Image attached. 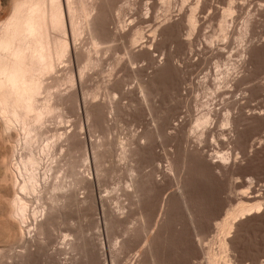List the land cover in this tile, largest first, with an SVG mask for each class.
Masks as SVG:
<instances>
[{"label": "rangeland", "instance_id": "obj_1", "mask_svg": "<svg viewBox=\"0 0 264 264\" xmlns=\"http://www.w3.org/2000/svg\"><path fill=\"white\" fill-rule=\"evenodd\" d=\"M162 1L75 0L80 34L70 30L65 6L69 50L45 79L51 93L38 98L40 108L51 94L55 101L38 126L43 142L30 151L28 135L14 128L27 135L15 143L16 181L27 180L19 161L34 150L43 199H30L22 241L0 242V264H208L213 254L222 264H264V0H202L192 34L188 4ZM9 4L0 0L3 22ZM226 4L234 11L225 40L219 20ZM135 27L142 40L133 45ZM204 111L209 123L195 132ZM81 157L83 182L76 184L65 164ZM56 182L64 185L58 195L50 191ZM240 204L252 212L232 216ZM47 218L53 222L43 234ZM226 219L234 224L222 232Z\"/></svg>", "mask_w": 264, "mask_h": 264}, {"label": "bare ground", "instance_id": "obj_2", "mask_svg": "<svg viewBox=\"0 0 264 264\" xmlns=\"http://www.w3.org/2000/svg\"><path fill=\"white\" fill-rule=\"evenodd\" d=\"M10 1V13L7 16L6 20L3 22L2 20L5 18V16H2L3 14H0V242L4 240H9V238L13 239L12 241H17L21 240L23 238V232L25 230L24 228V215L25 212L27 213V209L29 208V203L33 200L32 199L34 196H36L38 199L42 198L39 197L40 192L42 193L44 187L41 184V181L39 180V176L37 174V169L41 165V158L38 157L39 155H35L32 153L34 150L31 151V148L33 149V144L36 142L40 143L41 140H37L38 138L40 139V126L46 117H48L50 112H53V107L55 106V101H53L52 94L51 96L47 93V97H52V103L50 98L43 99L46 101V106L43 111H40V100L39 94H45V91L48 92V89H51V85L49 88L45 86V79L49 78L48 81H50V78L52 77L51 75L53 74V71L55 70V67L57 62L61 59H63L68 50H69V43L68 39L64 37V33L66 32V20L65 19V14H66V9L65 6H67V11L69 14L70 23H71V29L73 34H77L78 28H77V21H76V14H77V9L75 10V0H65L66 3L64 4V0H9ZM167 5L169 4L170 0H163ZM162 1V2H163ZM180 1V0H179ZM193 1V0H192ZM191 0H182V6L181 8H184L185 5L188 4L190 11L188 12L187 15H185V22L187 23L190 34L194 33L196 27H197V16L196 15L197 11L200 9L202 6V0H195V3H191ZM82 2V1H81ZM174 2V1H173ZM234 2V1H233ZM244 2V0H243ZM78 3V2H76ZM164 3V4H165ZM171 3V2H170ZM223 3V2H222ZM231 3V2H228ZM163 4V5H164ZM193 4V5H192ZM244 4V3H243ZM166 5V6H167ZM224 5V4H223ZM227 5V4H226ZM239 5V4H238ZM78 6V5H77ZM83 6V5H82ZM87 6V5H86ZM165 6V5H164ZM169 6V5H168ZM224 7V6H223ZM244 7V6H243ZM2 8V7H1ZM85 8V7H82ZM92 8V7H91ZM222 8V7H221ZM237 7H235L236 9ZM81 9V8H80ZM90 9V8H88ZM95 9V8H94ZM93 9V10H94ZM166 9V8H165ZM169 9V8H167ZM212 9V8H211ZM92 10V11H93ZM98 10V9H97ZM187 10V9H186ZM219 10V9H218ZM82 11V10H81ZM85 11V10H83ZM90 11V10H89ZM149 11V10H148ZM165 11V10H164ZM233 8L229 4L226 7L222 9L221 17L219 20V31L223 38H227L229 34V26L230 22L228 25V18L233 13ZM80 12V11H79ZM168 12V11H167ZM237 12V11H236ZM186 13V12H185ZM235 13V12H234ZM82 14V13H81ZM84 14V13H83ZM89 14V13H88ZM165 14V13H164ZM5 15V14H4ZM90 15V14H89ZM87 15V17L89 16ZM152 15V14H151ZM155 15V14H154ZM83 16V15H82ZM92 16V15H91ZM97 16V15H96ZM95 16V17H96ZM101 16V15H100ZM167 16V15H166ZM78 17V16H77ZM84 17V16H83ZM155 17V16H154ZM164 17V16H163ZM219 17V16H218ZM81 19V18H80ZM94 19V18H93ZM154 19V18H153ZM78 20V19H77ZM97 20V19H96ZM151 20V19H150ZM248 20V19H247ZM80 21V20H79ZM120 21V20H119ZM85 22V21H83ZM94 22V21H92ZM89 22V25H93L92 28H94V23ZM147 22V21H144ZM149 22V21H148ZM153 22V21H152ZM185 22L184 25H185ZM245 22V21H244ZM69 23V24H70ZM82 23V22H81ZM125 23V22H124ZM134 23V22H133ZM138 23V22H137ZM143 23V22H142ZM236 23V22H235ZM79 24V23H78ZM248 24V23H247ZM250 24V23H249ZM88 25V24H87ZM126 25V24H125ZM186 25V26H187ZM178 26V25H177ZM89 28V26H87ZM121 27V26H120ZM138 27V26H137ZM142 27V26H141ZM149 27V26H148ZM152 27V25H151ZM154 27V26H153ZM91 28V26H90ZM91 28V30H92ZM133 28V27H132ZM136 28V27H135ZM140 28V26H139ZM139 28L132 32L130 42L131 44H136L139 42V40L142 38L141 34V29ZM241 28V27H240ZM119 29V28H118ZM150 29V28H149ZM156 29V28H155ZM96 30V29H95ZM132 31V29H131ZM143 31V30H142ZM154 33V30H152ZM156 31V30H155ZM247 31V30H246ZM150 32V31H148ZM123 33V32H122ZM145 33V32H144ZM143 33V35H145ZM151 33V32H150ZM189 33V32H188ZM80 34V33H79ZM131 34V33H130ZM246 34V33H245ZM244 34V35H245ZM66 35V34H65ZM76 36V35H75ZM152 36V35H151ZM221 36V37H222ZM249 36V35H248ZM145 37V36H144ZM146 38V37H145ZM153 38V37H152ZM239 38V37H238ZM142 40V39H141ZM144 40V39H143ZM226 40V39H225ZM143 42V41H142ZM130 44V43H129ZM130 44V47H131ZM132 45V47H134ZM139 45V44H138ZM138 47V46H137ZM132 49V48H131ZM78 53V52H77ZM78 55V54H77ZM70 58V57H68ZM262 58V57H261ZM83 59V58H82ZM80 59V60H82ZM89 59V58H88ZM69 60V59H68ZM101 60V59H100ZM118 60V59H117ZM121 60V59H120ZM228 60H230L228 58ZM123 61V60H122ZM65 62V61H62ZM69 62V61H68ZM98 62V61H97ZM132 62V60H131ZM227 64V63H226ZM85 66V65H84ZM96 66V65H95ZM66 67V66H65ZM115 67V66H114ZM217 67V66H216ZM236 68V67H235ZM57 69V68H56ZM115 69V68H114ZM83 70V69H82ZM223 70V69H222ZM228 70V69H227ZM226 70V71H227ZM56 72V71H55ZM220 72V71H219ZM113 73V72H112ZM226 74V73H225ZM228 74V73H227ZM229 74H231L229 72ZM83 75V74H82ZM221 75V74H220ZM49 76V77H48ZM207 77V76H206ZM231 77V76H230ZM46 79V80H47ZM53 79V77L51 78ZM56 79V78H55ZM223 79V78H222ZM225 79V78H224ZM217 80V79H216ZM228 80V79H227ZM236 80V79H235ZM55 81V80H52ZM222 82V81H221ZM225 82V81H224ZM48 83V82H47ZM56 83V82H55ZM226 83V82H225ZM54 85V84H52ZM226 86V84H225ZM215 87V86H214ZM224 87V86H223ZM45 90L43 91V89ZM227 88V87H226ZM49 89V93L50 92ZM208 89V88H207ZM211 89V88H210ZM42 90V93H40ZM209 90V89H208ZM213 90V89H212ZM221 90V88H220ZM217 91V90H216ZM219 91V90H218ZM256 91V90H255ZM210 91H208L209 93ZM214 92V91H213ZM212 93V92H211ZM221 93V92H220ZM62 94V92H61ZM217 94V93H216ZM41 95V96H42ZM60 95V94H59ZM70 95V94H69ZM204 96V95H203ZM209 96V95H208ZM213 96V95H212ZM211 96V97H212ZM58 97V96H57ZM67 97V96H66ZM69 97V96H68ZM42 98V97H41ZM45 98V97H44ZM60 96L58 97L59 100ZM63 98V97H61ZM60 98V99H61ZM70 98V97H69ZM214 98H216L214 96ZM218 98V97H217ZM49 99V100H48ZM64 99V98H63ZM62 99V100H63ZM68 99V98H66ZM39 100V103H38ZM61 100V101H62ZM211 100V99H210ZM43 101V102H45ZM60 101V100H59ZM64 101V100H63ZM212 101V100H211ZM210 101V102H211ZM42 102V103H43ZM216 103V102H215ZM223 104V102H221ZM57 104V103H56ZM227 104V103H226ZM41 105V104H40ZM205 105V104H204ZM208 107V105H207ZM55 108V107H54ZM204 108V107H203ZM209 109V108H208ZM56 110V109H55ZM54 110V111H55ZM198 110V109H197ZM218 110V109H217ZM215 110L216 112H218ZM210 111V110H209ZM206 111V112H209ZM214 111V112H215ZM204 111V113H206ZM211 112V111H210ZM209 112V113H210ZM216 112L215 117H216ZM223 112V111H222ZM200 113V112H198ZM202 113V114H204ZM209 113H206L202 117L198 118L195 121V132L199 128H204L208 125L209 123ZM221 113V112H219ZM197 114V113H196ZM208 114V115H207ZM211 114V113H210ZM224 114V113H223ZM228 114V113H227ZM226 114V116H228ZM48 115V116H47ZM199 115V114H198ZM201 115V114H200ZM53 116V115H52ZM51 117V116H50ZM212 117V116H211ZM210 117V118H211ZM213 117V119L215 118ZM230 117V116H229ZM44 118V119H43ZM223 118V117H222ZM228 117H226L227 119ZM196 119V118H195ZM211 119V120H213ZM217 119V118H216ZM219 119V118H218ZM230 120V118H229ZM215 121V120H213ZM228 121V120H224ZM212 122V121H211ZM229 122V121H228ZM223 123V122H222ZM225 123V122H224ZM227 123V122H226ZM20 125L17 127V125ZM40 124V125H39ZM16 125V126H15ZM44 125V124H43ZM42 125V126H43ZM194 125V124H193ZM225 125V124H224ZM228 125V124H227ZM17 127L16 129L23 130L27 135H25L21 131L18 133L19 135L24 134L27 136L25 138V143L26 147L30 149L29 155L27 157L23 156V154L20 156L22 157L21 160L19 161L20 164H24L23 167L25 166L26 172H29L27 180L20 185L16 180L17 178V173H15L12 166L13 160L16 158V149H15V143H17L16 139L19 135H17V130L14 128ZM22 127V128H20ZM193 127V126H192ZM224 127V126H223ZM194 128V127H193ZM209 128V127H207ZM222 128V127H221ZM192 129V128H191ZM210 129V128H209ZM208 130V129H207ZM212 130V129H210ZM209 130V131H210ZM225 130V129H224ZM16 131V132H15ZM193 131V130H192ZM191 131V133H192ZM202 132V130L200 131ZM204 132V129H203ZM206 133V132H205ZM6 134H8L6 136ZM195 134V133H194ZM216 134V133H215ZM203 135V134H202ZM199 136V135H198ZM201 136V133H200ZM218 136V135H217ZM71 137V136H70ZM43 138V137H42ZM225 138V137H224ZM47 139V138H46ZM52 139V138H50ZM199 139V138H198ZM35 140H37L35 142ZM68 140V139H67ZM66 140V141H67ZM53 141V140H52ZM51 141V142H52ZM43 142V141H41ZM45 142V140H44ZM70 142V141H69ZM37 143V144H38ZM55 143V141H54ZM68 143V142H67ZM48 144V143H47ZM57 144V142L55 143ZM54 144V145H55ZM62 144V143H61ZM24 145V148H26ZM36 145V144H35ZM40 145V144H39ZM53 145V144H52ZM52 145L48 144L45 146L48 150H52ZM56 146V145H55ZM54 146V148H55ZM43 147V146H42ZM58 148V147H57ZM64 148V147H63ZM75 148V147H74ZM78 148V147H76ZM75 150H78L76 149ZM35 149V147H34ZM46 149V150H47ZM26 150V149H25ZM43 150H45L43 148ZM54 150V149H53ZM57 150V149H56ZM55 151V150H54ZM53 151V152H54ZM62 151V150H61ZM74 149L70 148L67 151V158L73 153ZM79 151V150H78ZM26 152V151H25ZM28 152V151H27ZM44 152V151H42ZM47 152V151H45ZM51 151L49 150V153ZM60 152V150H59ZM38 153V152H37ZM66 153V152H65ZM77 153V151L75 152ZM81 153V152H80ZM126 153V152H125ZM42 154V153H41ZM45 154V153H44ZM25 155V154H24ZM27 155V153H26ZM43 155V154H42ZM47 155V154H46ZM45 155V156H46ZM52 155V154H51ZM56 155V154H55ZM61 155V154H60ZM77 155V154H76ZM122 155V154H121ZM221 155V154H220ZM227 155V154H226ZM48 156V155H47ZM57 156V155H56ZM44 157V156H43ZM54 157V156H53ZM52 157V159H53ZM63 157V156H62ZM60 157V158H62ZM95 157V155H94ZM48 158V157H47ZM57 158V159H60ZM65 158V157H64ZM75 158V157H74ZM224 158V157H223ZM17 159V158H16ZM72 159V158H71ZM69 160L67 159L68 163L65 164L66 166L68 165V174L69 177L73 178L71 180H74L76 184H79L80 182L82 183L83 177L81 173V168L84 165L83 158H78L74 160ZM83 159V160H81ZM225 159V158H224ZM44 160V159H43ZM99 160V159H98ZM8 161V162H7ZM12 161V162H11ZM18 161V160H17ZM16 161V162H17ZM59 161V160H58ZM63 161V160H61ZM66 161V162H67ZM11 162V163H9ZM23 162V163H22ZM52 162V161H51ZM87 162V161H86ZM18 163V165H20ZM98 163V162H97ZM52 164V163H51ZM57 164V163H56ZM61 164V163H60ZM62 165V164H61ZM47 166V165H46ZM53 166V165H52ZM85 166V165H84ZM64 167V165H63ZM62 167V169H63ZM49 168V166H48ZM58 167L54 168L53 170H57ZM65 169V168H64ZM41 170V169H40ZM39 171V170H38ZM62 171V170H61ZM65 171V170H64ZM55 172V171H54ZM58 170L56 171L57 176H58ZM129 172V171H128ZM60 173V172H59ZM62 173V172H61ZM16 174V175H15ZM26 174V176H27ZM53 174V173H52ZM55 175V174H54ZM66 175V174H65ZM41 176V175H40ZM55 176V177H57ZM63 177V176H62ZM60 176V179L62 178ZM67 177V176H66ZM25 178V179H26ZM54 178V177H52ZM59 178V177H58ZM24 179V180H25ZM57 179V178H55ZM59 179V180H60ZM64 179V178H63ZM53 180V179H51ZM58 180V179H57ZM56 180V181H57ZM63 181V180H62ZM47 182V180H46ZM59 182V181H58ZM61 182V181H60ZM72 182V181H71ZM79 182V183H78ZM49 183V182H48ZM57 183V182H56ZM52 184L50 191L53 193L58 192L59 190H62L61 185L57 184ZM127 183V182H126ZM129 183V182H128ZM41 184V185H40ZM65 184V183H64ZM72 184V183H71ZM70 184V185H71ZM74 184V183H73ZM43 188H42V187ZM48 186V185H47ZM46 186V187H47ZM64 186V185H63ZM79 186V185H77ZM80 187V186H79ZM126 187V186H125ZM42 188V191L40 190ZM138 188V187H137ZM46 189V188H45ZM71 189V188H70ZM78 190V189H77ZM128 190V189H127ZM126 190V191H127ZM250 190V189H249ZM79 191V190H78ZM130 191V190H129ZM49 192V191H47ZM69 192V191H68ZM44 194V191H43ZM57 194V193H56ZM58 195V194H57ZM74 196V195H73ZM257 196V195H256ZM59 197V196H58ZM55 198V197H54ZM247 198V197H246ZM251 198V197H250ZM248 197V199L250 200ZM43 199V198H42ZM53 199V198H52ZM70 199V198H69ZM68 199V201H69ZM75 199L76 196H75ZM73 199V200H75ZM247 199V200H248ZM259 199V198H258ZM254 198L255 202L258 200ZM60 200V199H59ZM71 200V199H70ZM78 200V199H77ZM260 200V199H259ZM48 201V200H47ZM52 201V200H51ZM56 201V200H55ZM138 201V200H137ZM46 202V201H45ZM72 202V201H71ZM75 202V201H74ZM88 202V201H87ZM94 202V201H93ZM96 202V201H95ZM262 202V201H261ZM32 203V202H31ZM78 204V202H75ZM80 203V201H79ZM246 203V202H245ZM257 203V202H256ZM254 204V206L256 205ZM249 204V203H247ZM45 205V204H44ZM51 205V204H50ZM54 211V217H55V211H58L54 205V202L52 203ZM65 205V204H64ZM263 205V204H262ZM63 206V205H62ZM60 206V209L61 207ZM82 206V205H81ZM251 206L253 209L256 207ZM58 207V206H57ZM258 208H262L260 202L259 205H257ZM256 207V208H257ZM250 208V207H249ZM251 208V209H252ZM255 208V209H256ZM257 208V209H258ZM57 209V210H56ZM64 209V208H63ZM252 209V210H253ZM49 210V209H48ZM117 210V209H116ZM233 211V210H232ZM254 211V210H253ZM35 212V211H34ZM50 212V211H49ZM61 212V211H60ZM115 212V211H114ZM246 212H252L250 209H248L247 206L241 205L239 206L238 209L233 211L231 213L232 216H242L246 215ZM52 213V212H51ZM228 213V214H229ZM50 214V213H49ZM59 214V213H58ZM122 214V213H121ZM52 215V214H51ZM50 215V217H51ZM57 215V214H56ZM48 216V215H47ZM52 216V218H53ZM58 216V215H57ZM60 216V215H59ZM249 216V213L247 214ZM36 217V216H35ZM49 217V216H48ZM241 217V218H242ZM46 218V217H45ZM48 219V218H47ZM58 219V218H54ZM231 219V218H230ZM238 219V217H237ZM236 219V220H237ZM46 220V219H45ZM49 220V219H48ZM47 221V220H46ZM27 222V221H26ZM51 222H53V219L49 220L45 224H41V233L48 232L50 229V226H52ZM232 223L234 224L233 220L232 222L229 219L224 220L219 226L222 229V232L226 229H230L232 226ZM39 226V223H38ZM49 227V228H48ZM218 229V228H217ZM40 232V231H39ZM226 232V231H225ZM228 233V231H227ZM66 236V235H65ZM227 236V235H226ZM225 236V238H226ZM49 237V236H48ZM223 238V237H222ZM220 241V246L224 249L226 247L227 242L225 240ZM117 239V238H116ZM83 240V239H82ZM22 241V240H21ZM64 241V240H63ZM84 241V240H83ZM8 242V241H7ZM86 242V241H85ZM117 242V241H116ZM5 243V242H4ZM114 243V242H113ZM65 244V243H64ZM76 244V243H75ZM78 244V243H77ZM83 245V244H82ZM230 245V244H229ZM218 246V245H217ZM84 247V246H83ZM86 247V246H85ZM211 248V247H210ZM4 249V248H3ZM222 249V250H223ZM227 249V248H226ZM82 250V249H81ZM209 250V249H208ZM207 250V251H208ZM213 252V250H211ZM210 251V252H211ZM226 252V251H225ZM88 253V252H87ZM209 253V252H208ZM207 253V254H208ZM216 253V252H215ZM220 254V252L218 251ZM222 253V251H221ZM228 253V252H227ZM206 254V255H207ZM212 254V253H211ZM224 255V253H222ZM221 254V256H222ZM86 255V254H85ZM210 255V253H209ZM215 255V254H213ZM213 255L209 256V261L208 264H222L220 260L222 258H219V261L217 258H215ZM218 255V254H217ZM117 256V255H116ZM216 256V255H215ZM219 256V255H218ZM231 257V255H229ZM208 257V256H207ZM217 257V256H216ZM226 257V256H225ZM229 258V257H227ZM207 259V258H206ZM208 260V259H207ZM227 260V259H226ZM233 260V259H232ZM230 261V259H229ZM202 262V261H201ZM205 262V261H204ZM231 263V262H230ZM203 264V263H201ZM207 264V262H206ZM223 264H229L224 263ZM235 264V263H234Z\"/></svg>", "mask_w": 264, "mask_h": 264}]
</instances>
